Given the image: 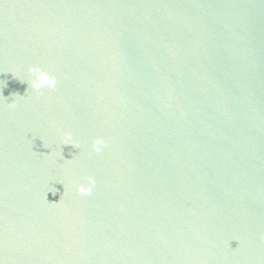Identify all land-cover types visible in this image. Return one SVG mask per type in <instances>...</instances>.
<instances>
[{
	"label": "water",
	"instance_id": "95a60500",
	"mask_svg": "<svg viewBox=\"0 0 264 264\" xmlns=\"http://www.w3.org/2000/svg\"><path fill=\"white\" fill-rule=\"evenodd\" d=\"M0 264H264V0H0Z\"/></svg>",
	"mask_w": 264,
	"mask_h": 264
},
{
	"label": "clouds",
	"instance_id": "9594fccd",
	"mask_svg": "<svg viewBox=\"0 0 264 264\" xmlns=\"http://www.w3.org/2000/svg\"><path fill=\"white\" fill-rule=\"evenodd\" d=\"M28 73L30 77V79L27 80L28 86L37 93H42L44 89L54 90L57 87L58 84L57 76L51 74L49 71L45 70L41 66L37 65V66L29 67ZM9 106L15 108L16 99H13L12 102L9 104ZM62 145H71L75 148H80L79 143L73 139V134L70 131L63 133ZM107 147H108V143L103 137H99V136L95 137L92 141L91 148L94 153H102ZM82 181L83 182L79 183L76 188L78 194H80L81 196L92 195L97 184L96 178L92 175H86L82 177ZM51 192L53 193V195H55L56 190L54 192L53 191ZM53 204H58V203H53Z\"/></svg>",
	"mask_w": 264,
	"mask_h": 264
}]
</instances>
